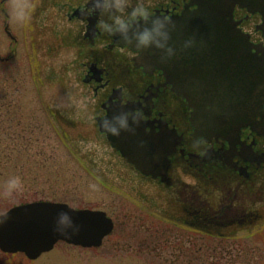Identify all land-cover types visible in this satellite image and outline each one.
Segmentation results:
<instances>
[{"label": "rangeland", "instance_id": "1", "mask_svg": "<svg viewBox=\"0 0 264 264\" xmlns=\"http://www.w3.org/2000/svg\"><path fill=\"white\" fill-rule=\"evenodd\" d=\"M55 11L47 0L0 5V58H10L0 61V110L9 105L14 121L4 127L0 111V215L61 203L105 212L115 230L97 249L59 243L35 262L0 252V264H264V206H257L262 221L234 238L173 230V201L135 178L100 136L96 101L76 49L56 32ZM13 179L17 187L9 190Z\"/></svg>", "mask_w": 264, "mask_h": 264}, {"label": "flooded vegetation", "instance_id": "2", "mask_svg": "<svg viewBox=\"0 0 264 264\" xmlns=\"http://www.w3.org/2000/svg\"><path fill=\"white\" fill-rule=\"evenodd\" d=\"M47 2L63 24H56V32L78 53L82 82L96 101L94 122L110 117L126 119L133 137L163 145L162 152L170 163L165 182L161 176L154 180L138 173L114 152L135 178L157 187L173 201V230H195L222 240L237 237L260 223L262 214L257 206H264V106L236 137L200 133L193 123L194 109L176 91V79L157 62L118 45L115 39L126 28L146 21L133 16L134 10L148 11L147 21L173 20L193 12L192 1ZM232 19L251 53L264 66L262 17L237 7ZM100 136L107 141L105 135Z\"/></svg>", "mask_w": 264, "mask_h": 264}, {"label": "water", "instance_id": "3", "mask_svg": "<svg viewBox=\"0 0 264 264\" xmlns=\"http://www.w3.org/2000/svg\"><path fill=\"white\" fill-rule=\"evenodd\" d=\"M192 5L195 11L171 20L161 30L167 34V40L154 32L147 47L140 45V35L145 29H153L152 21L160 18L135 23L115 39L118 45L157 62L176 79V91L194 109L193 123L198 132L236 137L264 106V66L236 29L233 12L236 7L247 9L260 14L264 21V0H192ZM157 43L164 47H157ZM113 118L99 122L101 132L108 134L113 147L137 171L166 180L170 163L166 152H162L163 145L133 137L128 126L127 130L121 128V119ZM113 128L119 130V136L112 133ZM60 213L69 215L71 227L67 222H59ZM113 229L112 220L103 212L33 203L15 207L0 217V250L7 254L23 253L34 261L52 251L60 241L99 248Z\"/></svg>", "mask_w": 264, "mask_h": 264}, {"label": "clouds", "instance_id": "4", "mask_svg": "<svg viewBox=\"0 0 264 264\" xmlns=\"http://www.w3.org/2000/svg\"><path fill=\"white\" fill-rule=\"evenodd\" d=\"M133 16L136 17H140L143 18L144 20H149L150 18V14L148 11L144 10V9H137L134 10L133 12ZM21 19H23V15H21L20 17ZM171 20L167 17L164 18V20H159L156 19L154 21H152L154 27L151 30L145 29V31L140 35L139 37V41H140V45L147 47L150 43V41L153 39V33L155 32L156 35H162L164 37L165 40H167V34L162 32L161 30L165 28L167 23H170ZM123 27V25H121ZM157 47H164V45L157 43ZM169 54H172V49L169 48L168 49ZM125 116L127 117V114H125ZM120 126L121 128H124L125 130H127V120L126 119H122L120 120ZM112 133L116 136H119L120 132L117 128H113ZM18 179V178H17ZM17 179H13L8 183V189L11 190L13 188L17 187ZM59 222H67V224L69 225V227L72 226V221L71 218L69 217V215L67 213H60L59 214ZM58 231V229H56ZM60 232V234L62 235H69L68 233L65 232Z\"/></svg>", "mask_w": 264, "mask_h": 264}, {"label": "trees", "instance_id": "5", "mask_svg": "<svg viewBox=\"0 0 264 264\" xmlns=\"http://www.w3.org/2000/svg\"><path fill=\"white\" fill-rule=\"evenodd\" d=\"M0 111H1V115H3V121H2L1 124L4 123V127L6 126V128L9 127V126L12 127V125L14 123V121H13V114H12L13 110L10 109L9 105L4 104L1 107V110ZM11 137L12 136H8L7 139H10V140L13 139Z\"/></svg>", "mask_w": 264, "mask_h": 264}]
</instances>
